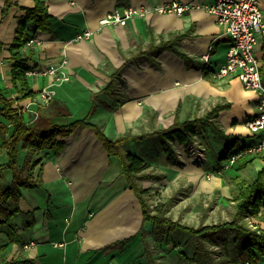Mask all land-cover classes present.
Masks as SVG:
<instances>
[{
  "label": "crops",
  "instance_id": "0c3cea01",
  "mask_svg": "<svg viewBox=\"0 0 264 264\" xmlns=\"http://www.w3.org/2000/svg\"><path fill=\"white\" fill-rule=\"evenodd\" d=\"M41 1L54 17L52 30L37 32L39 45L12 51L19 18L35 0H0V42L4 45L0 85L9 89V97L18 96L11 79L16 52L38 69L59 63L64 52L71 80L55 88L53 101L66 105L71 116L59 118V124L88 117L111 140L129 134L144 137L126 141L123 148L130 142L146 143L153 132L163 130H152L153 118L159 114L182 105L186 115L200 116L217 105H228L212 120L229 144H235L234 151L244 152L264 138L263 133L253 134L245 127V121L259 112L257 94L246 90L236 77L213 76L225 62L230 44L216 16L204 9L215 0ZM175 1L192 8L182 14L158 12ZM7 3L11 6L4 15ZM261 8L264 15V0ZM128 9L136 13L127 25H100L108 13L124 15ZM87 31L92 33L89 39L75 41ZM168 41L188 60L163 49L161 44ZM255 53L262 63L264 82V34ZM203 55H209L208 63ZM46 80L30 77L35 96L18 102L26 121L44 106L38 93ZM47 105L51 110L53 106ZM65 142L58 155L50 149H35L30 158L27 150H21L24 163L20 167L30 160L34 179L40 177L41 186L21 187L6 201V213L13 214L0 225V264H151L152 260L164 264L165 259L158 263L148 252L151 224H144L141 202L129 187L121 160L107 154L91 127L77 128ZM244 157L252 161L241 174L251 182L264 168V153ZM7 161V152L0 151V165ZM13 185L11 172L5 171L3 188L10 190ZM254 223L264 228L258 219ZM30 243L34 245L25 249ZM242 261L241 256L238 264Z\"/></svg>",
  "mask_w": 264,
  "mask_h": 264
},
{
  "label": "trees",
  "instance_id": "16d2710c",
  "mask_svg": "<svg viewBox=\"0 0 264 264\" xmlns=\"http://www.w3.org/2000/svg\"><path fill=\"white\" fill-rule=\"evenodd\" d=\"M10 6V3L5 5L3 8L4 15L8 12ZM24 10L26 13L19 18L16 37L11 44L12 51L27 47L28 41L37 37L38 31L50 32L52 30L54 17L50 15L48 7L43 1L35 0L33 7L24 8ZM173 44L171 41L163 42L161 47L188 60L187 56L181 54ZM3 47V43L0 42V52ZM14 60L11 79L13 90L17 92L18 96L16 98L9 97V89L0 85V148L5 150L8 156V161L0 165V225L7 222L13 214V212L7 214L4 205L15 191H18L21 187L36 188L41 186L40 177L34 179L29 165L30 160L27 164L25 163L24 168L20 167L21 150H27L30 158L35 149H50L54 155H58L65 149V138L71 136L77 128L91 127L95 130L107 154L121 160L123 174L128 180L129 187L141 202L144 224L152 223L154 227H167L169 232L180 231L189 234L196 243L198 254L202 256L206 264L219 263L214 258L212 259L211 251L207 249L204 240L215 242L214 239H210L213 235H223L226 239L228 232L235 233L237 239H244L241 251L242 256H246V261L249 264H256L260 259L264 260V228L260 224L252 226L248 221L250 218H255L264 222V168L256 174L251 182L239 181V189L232 192L231 203L234 206V215L231 220L195 228L174 221L163 213H152L145 198L147 190L140 185V181L147 178L143 173L147 169V165L141 157L122 149V145L126 141L132 138L141 140L144 137H133L129 134L111 140L99 126L90 123L88 117L69 124H59V118L66 119L71 116V112L66 105L58 106L55 104L54 99L47 105L48 107L53 106L51 110L46 108V105H40L35 117L30 121H26L24 110L18 102L35 96L30 78L26 75V72L32 67L28 65V58H24L19 52L14 54ZM111 85L112 83L105 90L109 89ZM226 108H228V105H217L203 117L182 122L177 120L170 128L157 131L154 134L160 137L162 145L168 150H170V142L176 141L181 145H189L196 135V130L201 125L210 124L218 133L223 134L212 119L217 118L219 111ZM234 146L235 144L232 142L225 147L220 157L222 162L228 161L233 154L241 150L234 151ZM251 161L242 156L232 167L235 168L236 166L237 169L243 170ZM5 171H10L13 177L14 185L10 190L3 188ZM144 224L141 232L144 231ZM6 264L20 263L12 261ZM151 264L157 263L152 260Z\"/></svg>",
  "mask_w": 264,
  "mask_h": 264
},
{
  "label": "rangeland",
  "instance_id": "374dc122",
  "mask_svg": "<svg viewBox=\"0 0 264 264\" xmlns=\"http://www.w3.org/2000/svg\"><path fill=\"white\" fill-rule=\"evenodd\" d=\"M183 110L181 105L165 115L159 114L153 118L152 130H166L177 120L182 122L204 116L202 112L200 116L192 112L186 115ZM149 137L151 138L146 143L130 142L122 149L141 157L147 165L143 172L147 178L140 181V185L147 190L145 198L152 213H163L174 221L195 228L233 218L232 192L239 189V181H249L241 174L244 169L227 167L228 162L220 160L230 142L227 136L218 133L208 124L201 125L189 145L170 142V150L162 145L160 137L154 132ZM0 151L4 150L0 148ZM20 159L21 166L24 163V154ZM213 177L219 180L216 185L202 186L203 181L211 183ZM254 219H248L252 226L255 224ZM150 224L147 235L150 245L148 252L158 263L160 259H165L162 261L164 264H171L172 260L173 264H206L189 234L169 232L167 227H154ZM210 239L215 242H204L211 251L212 259L217 263L240 262L243 238L237 239L235 233L228 232L226 239L223 235H213ZM242 257V264H247L246 256ZM256 264H264V260L260 259Z\"/></svg>",
  "mask_w": 264,
  "mask_h": 264
},
{
  "label": "built area",
  "instance_id": "2783aa9c",
  "mask_svg": "<svg viewBox=\"0 0 264 264\" xmlns=\"http://www.w3.org/2000/svg\"><path fill=\"white\" fill-rule=\"evenodd\" d=\"M192 5H183L172 2L158 9L159 13L182 14L189 11ZM210 14L216 16L217 23L229 37L230 44L226 53L225 62L222 63L215 78L236 77L246 90L253 91L258 97V114L245 121V127L249 132L264 134V82L262 78V63L255 53L260 36L264 34V15L261 8V0H215L212 5L204 7ZM136 11L128 9L124 15L119 12L108 13L99 21L100 25L119 24L127 25ZM92 33L87 31L77 35L75 41L89 39ZM39 45L37 37L31 38L27 47ZM61 60L57 64L44 65L38 68H30L26 75L35 78L47 79L39 90V101L43 105L49 104L55 96V88L71 80L66 68L68 65L67 55L62 52ZM202 60L208 63L209 55H203ZM264 153V138L257 145L248 147L246 151L235 153L227 161V167L234 166L238 159L245 155H258ZM34 243L25 245L30 249ZM247 264H249L247 262Z\"/></svg>",
  "mask_w": 264,
  "mask_h": 264
},
{
  "label": "bare ground",
  "instance_id": "6f19581e",
  "mask_svg": "<svg viewBox=\"0 0 264 264\" xmlns=\"http://www.w3.org/2000/svg\"><path fill=\"white\" fill-rule=\"evenodd\" d=\"M198 172L200 173L201 171L200 170H198ZM219 180L218 179H216L215 177H213V180H212V182L211 183H209V182H204L203 181V183H202V186H208V185H212V186H214V185H216L215 183H217ZM199 191V190H198ZM197 191V192H198Z\"/></svg>",
  "mask_w": 264,
  "mask_h": 264
}]
</instances>
